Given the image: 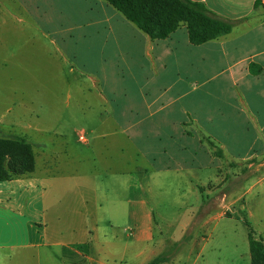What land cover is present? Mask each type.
<instances>
[{"label":"crops","instance_id":"obj_1","mask_svg":"<svg viewBox=\"0 0 264 264\" xmlns=\"http://www.w3.org/2000/svg\"><path fill=\"white\" fill-rule=\"evenodd\" d=\"M8 1L7 37L35 38L8 41L18 50L10 69L32 75L17 65L29 49L49 68L41 108L15 100L7 122L24 110L72 130L43 146L31 172L0 181V264L150 262L159 256L149 246L155 208L186 209V226L225 216L207 208L216 199L224 208L226 174L264 156V0H196L248 17L199 44L184 24L151 39L106 0ZM104 224L135 226L123 236Z\"/></svg>","mask_w":264,"mask_h":264},{"label":"rangeland","instance_id":"obj_2","mask_svg":"<svg viewBox=\"0 0 264 264\" xmlns=\"http://www.w3.org/2000/svg\"><path fill=\"white\" fill-rule=\"evenodd\" d=\"M4 4L0 6V137L14 138L23 137L28 141L33 150V162L38 165L41 161V150L43 146L55 148L59 141V134L70 133L72 129L66 128L61 123L56 125L55 122H42L35 118L32 112L20 113L22 119L18 124L11 126L10 114L6 112L7 108L13 106L15 100L27 103V106L39 110L40 88H41V69L49 68L43 64L41 57L33 54L34 49H29L27 53L32 52L26 61L17 64L19 67H26L27 71L23 75V71L15 74L16 67L10 69V52L18 50L9 47L11 40L20 41L25 39H35L30 31L25 36L22 34H12L7 37L8 31L3 27H9L12 23L8 12L9 1L3 0ZM7 9V11H6ZM6 14V15H5ZM7 20V26H3L2 20ZM19 25V24H17ZM9 41V42H8ZM22 54V52H21ZM20 54V55H21ZM50 62V60L48 61ZM57 114V113H46ZM29 123L30 127H27ZM83 136L82 140L80 137ZM78 141L87 142L84 131L78 132ZM260 157V156H259ZM264 157V156H263ZM254 158L248 161H240L236 164H228L226 162L225 169L233 168L236 172L234 175L226 174L225 189H227V199L223 209H215L217 204L220 205V199H216L217 203H210L207 210L209 214H215L216 211H224V217L210 218L209 222L204 223V218H195L196 222L186 226L184 212L186 209L180 208H155V223L152 224L153 239L150 240L149 246L155 250V253L162 257L168 258L167 263L160 264H250L251 255L248 247V227L245 220L249 223L256 237H261L264 243V167L259 166L264 162V158ZM24 159L21 151H17L6 158V168L13 178L20 177L26 173L14 174L10 168H19V162ZM259 168L260 170H257ZM251 186V187H250ZM218 194V192H216ZM200 195V193H199ZM235 199L234 204L231 202ZM193 210H197L193 209ZM192 210V211H193ZM164 212L161 218L157 213ZM198 214L204 216L205 209H198ZM162 220L172 223H163ZM105 232L117 235H128L135 225H114L112 229L107 224L102 225ZM186 226V229H185ZM131 236H129V241ZM131 248V247H130ZM56 249V248H55ZM201 252V253H200ZM149 257L144 256L129 261L128 264H148ZM150 258H153L150 256ZM145 259V261H144ZM151 261V260H150ZM144 262V263H143ZM162 262V261H161ZM259 262L258 264H260Z\"/></svg>","mask_w":264,"mask_h":264},{"label":"trees","instance_id":"obj_3","mask_svg":"<svg viewBox=\"0 0 264 264\" xmlns=\"http://www.w3.org/2000/svg\"><path fill=\"white\" fill-rule=\"evenodd\" d=\"M116 8L127 20L134 23L151 39H163L178 26L184 24L188 38L194 44L215 39L231 32L236 23L247 19H228L210 10L203 2L196 0H106ZM259 3L255 0V6ZM21 151L24 159L19 162V168H10L14 174L29 173L34 168L33 150L31 144L23 137H0V181L12 179L6 168V158ZM248 227V247L251 255L250 264H264V243L261 237H256L254 231L245 220ZM163 261L157 256L148 264H158Z\"/></svg>","mask_w":264,"mask_h":264},{"label":"built area","instance_id":"obj_4","mask_svg":"<svg viewBox=\"0 0 264 264\" xmlns=\"http://www.w3.org/2000/svg\"><path fill=\"white\" fill-rule=\"evenodd\" d=\"M80 139L85 140V139H83V136H81Z\"/></svg>","mask_w":264,"mask_h":264}]
</instances>
